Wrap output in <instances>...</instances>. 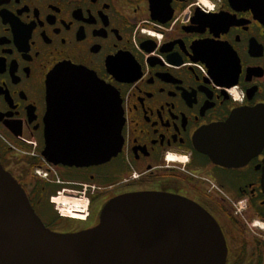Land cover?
<instances>
[{
    "label": "flooded vegetation",
    "instance_id": "af4514ba",
    "mask_svg": "<svg viewBox=\"0 0 264 264\" xmlns=\"http://www.w3.org/2000/svg\"><path fill=\"white\" fill-rule=\"evenodd\" d=\"M263 5L264 0H0V163L47 227L85 229L98 223L104 204L118 195L166 192L214 217L227 249L225 264H264V149L242 165L227 166L196 147L203 129L226 121L234 110L264 107V20L256 13ZM61 63L85 67L117 89L124 123L116 155L88 165H54V185L26 173L33 162L34 175L43 166L39 154L46 136L66 144L73 138L108 139L114 131L109 107L102 117L99 107L88 109L80 122L46 115L47 78ZM64 95L84 103L95 94ZM54 186L87 197L84 220L55 218L46 202Z\"/></svg>",
    "mask_w": 264,
    "mask_h": 264
},
{
    "label": "water",
    "instance_id": "95a60500",
    "mask_svg": "<svg viewBox=\"0 0 264 264\" xmlns=\"http://www.w3.org/2000/svg\"><path fill=\"white\" fill-rule=\"evenodd\" d=\"M256 13L264 20V5ZM46 84V115L65 114L80 122L88 109L99 107L102 117L109 107L114 123L108 139L100 135L62 144L46 136L41 154L48 162L81 166L118 153L124 119L117 89L71 63L56 66ZM70 91L93 92L94 100L83 103L75 95L67 101L64 93ZM196 147L217 164L242 165L264 149V107L234 110L226 121L203 129ZM261 188L264 194V157ZM226 253L214 217L196 202L166 192L118 195L104 204L97 224L73 232L54 231L0 163V264H225Z\"/></svg>",
    "mask_w": 264,
    "mask_h": 264
},
{
    "label": "built area",
    "instance_id": "2783aa9c",
    "mask_svg": "<svg viewBox=\"0 0 264 264\" xmlns=\"http://www.w3.org/2000/svg\"><path fill=\"white\" fill-rule=\"evenodd\" d=\"M198 68L199 70L204 72V68L201 65H198ZM39 158L42 161L43 166H41V168H39L40 166L36 167L37 169L35 168V173L47 179L48 178L47 175H49V172L53 170V165L40 154H39ZM168 159H174V158H168ZM50 179L54 180V177ZM65 192L64 189L60 190L57 191L55 194L51 195L50 197V202L52 203L57 214L61 217L72 218L76 220H84L85 219L84 216L86 213L85 212L86 204L88 201L87 197L83 194L71 195L67 192H66L67 194H64ZM65 199H69L71 200V202H66Z\"/></svg>",
    "mask_w": 264,
    "mask_h": 264
},
{
    "label": "rangeland",
    "instance_id": "374dc122",
    "mask_svg": "<svg viewBox=\"0 0 264 264\" xmlns=\"http://www.w3.org/2000/svg\"><path fill=\"white\" fill-rule=\"evenodd\" d=\"M40 155H42L41 153H40ZM52 164V163H51ZM53 165V164H52ZM39 168H41V167H39ZM38 168V169H39ZM37 169V168H36ZM34 172H35V170H34ZM36 175V177L39 179V180H41V181H48V182H51L52 184H54V185H57L58 183H59V178H58V176H57V173H56V170H55V168H54V165H53V170L51 171V172H49V175H47V179H45L44 177H42V176H40V175H38L37 173H35ZM56 176H57V178H56ZM52 177H54V180H51L50 178H52ZM60 190H63L62 188H58L57 190H56V192L57 191H60ZM67 192V193H69V194H71V195H75L76 193H74V191H72V189H70V190H68V189H64V192ZM56 192H54L53 194H55ZM64 193V194H67V193ZM52 194V195H53ZM51 197V196H50ZM66 200V202H71V200H69V199H65ZM49 202H50V200H49ZM38 211V210H37ZM37 213V212H36ZM40 217H41V219H42V217H43V214L42 213H40V211H38V213H37ZM44 222H46L47 223V221L44 219Z\"/></svg>",
    "mask_w": 264,
    "mask_h": 264
},
{
    "label": "trees",
    "instance_id": "16d2710c",
    "mask_svg": "<svg viewBox=\"0 0 264 264\" xmlns=\"http://www.w3.org/2000/svg\"><path fill=\"white\" fill-rule=\"evenodd\" d=\"M37 164H38L37 161L31 163V164L28 166L27 170H26V173H27L28 177H29L30 179H32V180H39V179L34 175V173H33V168H34V166H36ZM42 182L46 183L45 181H42ZM58 188H59L58 186H54L53 189H52V191H50V192L48 193L47 197H46V202H47V204H49L50 206H51V203L49 202V197H50L54 192H56V190H57ZM51 207H52V206H51ZM44 211H45V213L48 214V212H47L46 209H44ZM53 213H54V216H55L56 219H59V218L62 219L61 217H59V216L57 215V213H56L55 211H54Z\"/></svg>",
    "mask_w": 264,
    "mask_h": 264
},
{
    "label": "bare ground",
    "instance_id": "6f19581e",
    "mask_svg": "<svg viewBox=\"0 0 264 264\" xmlns=\"http://www.w3.org/2000/svg\"><path fill=\"white\" fill-rule=\"evenodd\" d=\"M172 160V159H171Z\"/></svg>",
    "mask_w": 264,
    "mask_h": 264
}]
</instances>
